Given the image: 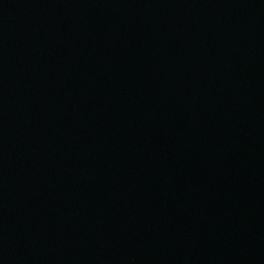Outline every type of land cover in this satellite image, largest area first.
<instances>
[{"label": "water", "instance_id": "water-1", "mask_svg": "<svg viewBox=\"0 0 264 264\" xmlns=\"http://www.w3.org/2000/svg\"><path fill=\"white\" fill-rule=\"evenodd\" d=\"M0 264H264V0H0Z\"/></svg>", "mask_w": 264, "mask_h": 264}]
</instances>
